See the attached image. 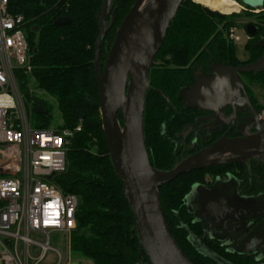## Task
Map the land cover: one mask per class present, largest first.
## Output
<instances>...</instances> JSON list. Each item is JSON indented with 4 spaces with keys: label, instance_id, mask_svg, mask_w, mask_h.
Instances as JSON below:
<instances>
[{
    "label": "trees",
    "instance_id": "trees-1",
    "mask_svg": "<svg viewBox=\"0 0 264 264\" xmlns=\"http://www.w3.org/2000/svg\"><path fill=\"white\" fill-rule=\"evenodd\" d=\"M192 1L181 2L148 72V84L156 91L147 90L145 95L144 141L152 166L161 171L171 169L179 160L162 138L160 126L169 105L166 99L175 103L177 91L193 78L189 65L196 64L197 68H207L213 63L237 66L255 62L264 52V48L256 44L264 30V10L258 12L259 21L253 23L257 32L245 43L247 57L239 60L234 42L227 35L228 29L235 25L233 17ZM63 3L64 0L55 3L47 0L40 6L34 0H27L19 4V9L31 19L27 30L30 69L19 71L16 76L25 105L39 100L49 108L45 100L30 91L29 85L33 82L37 89L55 99L62 119L60 126L73 127L78 119L82 121L81 130L68 143L65 170L53 177L63 193H72L78 198L70 251L91 264H148L137 239L122 182L113 171L101 127L93 44L102 0H66L64 6ZM131 4L132 0H111L115 26ZM64 17L70 18L68 24H55L58 18ZM34 25L36 31L31 30ZM157 60L164 64L155 63ZM241 74L248 90L252 85L263 90L260 103L263 109L264 68ZM48 117L36 115L35 125H47ZM227 168L232 167L215 165L206 169L218 172ZM197 177L196 171H185L158 187L165 222L179 247L194 264H219L215 256L229 263L261 264L263 260L223 255L210 247L199 248L194 241L201 240L194 232L190 245L189 230L180 226L186 217L180 203ZM263 188L264 184L259 190Z\"/></svg>",
    "mask_w": 264,
    "mask_h": 264
},
{
    "label": "water",
    "instance_id": "water-1",
    "mask_svg": "<svg viewBox=\"0 0 264 264\" xmlns=\"http://www.w3.org/2000/svg\"><path fill=\"white\" fill-rule=\"evenodd\" d=\"M183 0H132V4L122 17L110 45L105 47L106 55L101 62V44L106 33L111 0H102L97 13V34L93 44V72L99 101L101 127L113 171L122 182V191L134 219V229L139 245L148 264H194L179 247L165 222L161 209L158 187L174 179L182 172L211 165L245 160L247 149H256L257 155L264 153V126L256 127L261 133L244 138L222 137L205 148L185 157L172 169L161 171L154 168L149 160L144 141L143 109L148 84V72L160 49L167 29ZM250 9H262L264 0H236ZM70 18H58L56 25L68 24ZM32 31L37 26L31 27ZM244 31L248 37L257 32L253 23H247ZM256 44L264 48V30ZM264 68V52L252 63L237 66L211 64L210 74L200 75L195 82L183 88L184 105L194 104L200 108L217 111L228 103L240 107H250V100L239 79V73L255 72ZM36 115H49V108L39 100L31 102ZM264 122V121H263ZM223 154L242 155L220 159ZM212 155L217 157L211 158ZM197 186L191 187L196 193ZM260 199V200H255ZM246 206L253 210L243 213V218L264 215V192L257 198H249ZM220 203H223L221 201ZM235 208V207H234ZM221 207L211 203L209 214L216 217ZM228 212L233 208H228ZM235 210V209H234ZM202 218H205L201 210ZM216 219V218H215ZM205 221V220H204ZM233 241V240H231ZM264 247V218L254 225L244 238L235 241L234 248L245 253L254 248ZM219 264H232L214 257ZM264 258V252L258 259Z\"/></svg>",
    "mask_w": 264,
    "mask_h": 264
},
{
    "label": "built area",
    "instance_id": "built-area-1",
    "mask_svg": "<svg viewBox=\"0 0 264 264\" xmlns=\"http://www.w3.org/2000/svg\"><path fill=\"white\" fill-rule=\"evenodd\" d=\"M23 1L0 0V264H61L69 259L78 198L63 193L53 177L65 170L68 143L82 121L73 127L29 125L16 76L30 69L31 19L18 7ZM34 1L43 6L47 0ZM235 31L228 29L232 41L240 39ZM56 232L64 237V258L49 243ZM50 250L55 260H45Z\"/></svg>",
    "mask_w": 264,
    "mask_h": 264
},
{
    "label": "flooded vegetation",
    "instance_id": "flooded-vegetation-1",
    "mask_svg": "<svg viewBox=\"0 0 264 264\" xmlns=\"http://www.w3.org/2000/svg\"><path fill=\"white\" fill-rule=\"evenodd\" d=\"M108 18L105 24L106 33L101 44L102 63L106 55L105 47L110 45L113 39V27L115 26V18L112 20H108ZM158 63L164 64L162 61ZM189 66L193 78L189 84L177 91L175 103H171L169 99H166L169 105L165 108L166 111H164L160 126L162 138L165 143L172 147L174 157L179 159L176 164L222 137L235 139L254 136L261 133L260 129L255 128V126H264V116L262 109H260V101H257L252 89L248 90L246 88L241 73L238 76L250 100L249 109L228 103L222 108L216 105L217 111L214 112L212 109L200 108L194 104L184 105L182 89L192 85L198 76L210 74L209 68L211 64L207 68L199 67V72H197L196 64L191 63ZM261 134L264 138V132ZM255 150H245V154L249 153L245 160L216 164L219 166L231 165V169L227 168L218 172L206 169L207 167L193 169L198 174V177L191 184L188 193L180 203V207L185 209L186 216L184 224L180 226L187 227L189 230V235L187 236L191 246L192 232H194L200 237L199 241L201 240V242L194 241L199 248L210 247L220 254L228 256L242 255L251 257L255 261L263 260L261 264H264V258L258 259L264 252V247L261 249L254 248L245 253H239L237 251L239 248H234L235 241L242 240L246 233L264 218V215L261 217L250 216L249 218H243V213L246 214L253 210L246 206L250 202L249 198H257L259 194L264 192V188L259 190L261 185L264 184V153L257 155L254 152ZM241 156V154H223L220 159ZM214 157H217V155L211 156V158ZM193 185L197 186L196 193L190 192ZM257 188L258 190L255 191ZM245 189L249 190L248 193L244 192ZM221 201L223 203H220ZM211 203L226 207V209L221 212L217 210L215 213L216 217H212L207 212ZM227 207L233 208V211L228 212ZM239 208H244L243 213L238 210ZM201 210L205 213L204 219L202 218ZM178 218L180 217L178 216ZM232 264H240V262L236 263L235 261Z\"/></svg>",
    "mask_w": 264,
    "mask_h": 264
},
{
    "label": "rangeland",
    "instance_id": "rangeland-1",
    "mask_svg": "<svg viewBox=\"0 0 264 264\" xmlns=\"http://www.w3.org/2000/svg\"><path fill=\"white\" fill-rule=\"evenodd\" d=\"M118 1H122V0H118ZM231 1H234L237 4V6H235V11H233V13L226 14V13H222L218 10H214L211 8L210 9L218 12L219 14L226 15L228 17H233V19L235 20V25L232 27L236 28L235 33L240 36L239 40L233 41L234 42V52H235L236 57L239 60H245L247 57V54L245 51V43H246V41H249L250 38L246 35L243 26H244V24H247V23L258 22L259 21V18H258L259 13L258 12L261 9H250L246 6H242V4L240 2H237L236 0H231ZM194 3H196V2H194ZM109 18H108V20H112V18H110V19ZM117 27L118 26L113 27V30H114L113 35L115 34V30ZM113 35H112V37H113ZM158 62H159V60H157L155 63H158ZM199 71H200V68H197V72H199ZM29 87H30V91L32 93H34L36 96L40 97L41 99L45 100V102L49 106L50 114H49V117H48L47 122H46L47 126H49V127L60 126L62 124V119H61V115L59 113V110L57 108V104H56L55 99L52 98L51 96H49L44 91L37 89L33 82L30 83ZM251 89L253 90L254 96L256 97L257 101H260V103H262L263 100H262L261 95H262L263 90L261 88H259L257 85H252ZM26 105H27L26 110H27V118H28L29 125L34 126L36 121H37L36 114H34L32 109H31V102L26 103ZM262 110H263V115H264V108ZM49 243H50V246L52 248L58 250L62 254L63 258L66 256L67 249L65 246V241H64V237H63L62 233H60V232L52 233L50 236V242ZM52 259L55 260V255H54V251L50 250L47 252L45 260L50 261ZM61 264H91V263L89 260H87V259L81 257L80 255L69 250V259L68 260L64 259V262ZM144 264H147V263H144Z\"/></svg>",
    "mask_w": 264,
    "mask_h": 264
},
{
    "label": "bare ground",
    "instance_id": "bare-ground-1",
    "mask_svg": "<svg viewBox=\"0 0 264 264\" xmlns=\"http://www.w3.org/2000/svg\"><path fill=\"white\" fill-rule=\"evenodd\" d=\"M196 3L209 7L214 10H218L222 13H233L235 11L236 2L231 0H193Z\"/></svg>",
    "mask_w": 264,
    "mask_h": 264
}]
</instances>
